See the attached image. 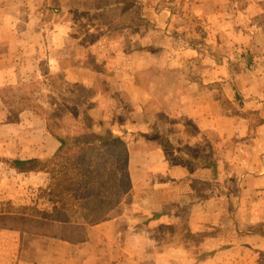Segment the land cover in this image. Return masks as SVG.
Masks as SVG:
<instances>
[{
    "label": "crops",
    "instance_id": "crops-1",
    "mask_svg": "<svg viewBox=\"0 0 264 264\" xmlns=\"http://www.w3.org/2000/svg\"><path fill=\"white\" fill-rule=\"evenodd\" d=\"M44 1L12 0L22 5L12 11L0 0V264H92L95 260L105 264L111 259L110 246L120 238L95 232L114 227L115 217L89 224L82 240L73 239L72 230L64 235V226L55 235L51 229L60 225L52 220L49 229L45 218H39L35 227L25 222L30 206L42 211L52 208L51 202L46 209V204L37 203L43 198L50 201L49 176L28 161L52 156L60 142L48 132L43 114L20 109L19 104L9 107L5 99L10 94L16 97L15 91L35 79L40 84L42 68L43 73L47 66L62 68L48 42L50 36L41 15ZM162 16L170 18V28L164 27L165 23L158 28ZM153 18L154 31H162V36L153 35L169 40L155 38L152 43H143L137 36L140 29L129 38L126 30L121 31L119 36L128 43L118 45L122 50L130 47L133 54L112 63L111 35L103 37L102 44H97L104 59L100 79L111 81L113 66L119 68L120 81H126L127 72L134 78L131 83L137 85L144 69L157 66L156 61L144 59L143 53L159 51V47L170 52V97H166L170 102L159 112L170 124V156L181 157L170 162V181L176 183L170 204L188 201L187 205L197 200L192 196L200 199L222 192L224 189L215 187L228 184L218 182L220 186L214 181L231 179L237 172L233 166L238 164V179L243 177L245 182L241 192L252 201L246 200L236 214L244 212V224L254 228V224L264 222V206H259L261 202L264 205V0H170L169 15L156 11ZM61 48L62 44L58 50ZM137 121L135 129H124L134 133L125 140L131 176L132 163L147 166L149 161L155 165L162 161L158 139L146 134L152 122L144 125V120L141 124ZM159 125L152 132L163 131V123ZM136 158L143 162L137 163ZM239 164H243L241 174ZM210 172L216 191L193 187L194 181L206 180ZM182 209L184 214L187 208L182 205ZM254 229L245 232L264 240V233Z\"/></svg>",
    "mask_w": 264,
    "mask_h": 264
},
{
    "label": "rangeland",
    "instance_id": "rangeland-1",
    "mask_svg": "<svg viewBox=\"0 0 264 264\" xmlns=\"http://www.w3.org/2000/svg\"><path fill=\"white\" fill-rule=\"evenodd\" d=\"M3 1L12 11L22 6L12 0ZM97 1H44L41 15L50 36L48 42L62 68L56 70L47 66L44 73L42 68L41 83L36 79L30 83L46 97L48 103L53 101L56 105H62L60 107L67 123L64 127L68 128H62L63 132L113 133L118 134L126 144L125 140H129L134 133L124 129L130 127L133 130L137 120L140 124L144 120V125L152 122L146 134L158 139L162 146V161L159 164L149 161L147 166H139L132 163L131 202L115 217L117 224L94 231L96 235L120 238L119 243L110 246L111 259L105 260V264H264V240L245 232L255 228L256 233H262L264 224L259 222L252 228L253 225L244 224V212L236 214L239 208L245 207L246 200L252 201V197L241 192L245 182L243 177L238 179V164L233 166L237 172L232 173L234 176L231 179L227 177L222 181L220 177L214 181L226 182L228 185L224 188L211 184L213 172H210L209 178L202 180L203 183L199 180L193 183L195 188L207 187L212 191L215 187L224 189L222 192L205 194L200 199L192 196L197 200L187 205L185 202L188 201L170 204L173 196L170 193L176 185L170 181V164L174 158L176 161L181 158L170 156V124H166V117L159 114L161 107L170 102L166 98L170 97V52L163 47H159V51H145L143 58L156 61L157 66L144 69L138 75L141 81L137 85L131 83L134 78H129L131 74L127 72L126 81H120L119 68L113 66L110 67L111 81L100 79L103 77L99 72L103 70L104 59L97 44H102L103 37L111 35L109 58L112 63L133 54L129 53L130 47L122 50L118 45L120 42L128 43L119 36L121 31L126 30L129 38L134 36L135 30L140 29L137 36L143 43H152L155 38L159 41L169 40L153 35L158 33L162 36V31H154L153 16L156 11L169 15L170 0H104L105 11L111 13L109 20L97 17L98 9H87ZM163 23L164 27L170 28V18L162 16L158 20V28H162L160 25ZM116 24L120 27L114 28ZM61 44L62 48L58 50ZM159 122L163 123V131L152 132L151 129L160 127ZM166 125H169L168 130H165ZM208 148L205 149L207 157L210 155ZM187 150L193 153L192 148ZM241 158L240 154L239 160ZM242 165L239 164L240 174ZM225 189L230 194L225 193ZM30 199L35 202V198ZM44 201L40 204L37 200V203L39 206L46 204V209L50 201ZM182 205L187 208L184 214ZM256 206L260 208L258 204ZM259 206L263 207V202ZM92 264L103 263L95 260Z\"/></svg>",
    "mask_w": 264,
    "mask_h": 264
},
{
    "label": "trees",
    "instance_id": "trees-1",
    "mask_svg": "<svg viewBox=\"0 0 264 264\" xmlns=\"http://www.w3.org/2000/svg\"><path fill=\"white\" fill-rule=\"evenodd\" d=\"M87 9H98L97 17L110 19L111 13L105 11L104 0H98ZM119 27V24L114 26ZM15 92L16 97L10 94L9 99H5L7 105L19 104L20 109L28 108L43 114L48 132L60 142L52 156L28 161L32 167L44 170L49 176L47 196L52 208L51 211H42L30 206L25 222L34 226L39 218H45L49 229L52 220L60 225L51 229L55 235L64 226V235L72 230L73 239L82 240L87 235L89 224L120 215L124 206L131 202L133 188L126 144L118 134L113 133L63 132L62 128H68L64 127L67 123L60 107L62 105L53 101L48 103L46 97L30 83Z\"/></svg>",
    "mask_w": 264,
    "mask_h": 264
}]
</instances>
